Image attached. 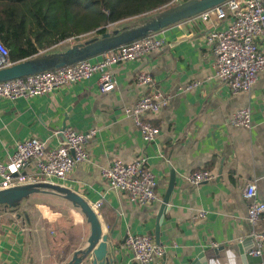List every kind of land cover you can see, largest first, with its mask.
<instances>
[{
    "label": "crops",
    "instance_id": "0c3cea01",
    "mask_svg": "<svg viewBox=\"0 0 264 264\" xmlns=\"http://www.w3.org/2000/svg\"><path fill=\"white\" fill-rule=\"evenodd\" d=\"M223 25L217 22L214 26ZM209 29L210 24L193 17L156 31L163 44L137 60L110 66L115 84L105 93L97 90L98 75L94 73L46 94L0 98L2 161L7 160L16 142L28 137L38 138L44 150H49L61 141L57 133L61 128L93 131L85 145L87 160L54 183L74 191L89 205L100 201L95 214L101 234L107 237L108 264H138L123 244L127 235L134 234L150 235L163 248L155 264H192L199 254L202 261L195 264L259 261L248 254L251 241L242 189L253 181L257 198L264 203V70L248 91L230 93L213 77L214 55L203 44ZM100 57L88 60L94 63ZM140 71L148 73L157 90L169 98L150 117L159 131L148 144L123 113L144 91L135 82ZM195 81L192 89H183ZM238 108L249 109V128L229 124L230 115ZM139 155L146 157L156 183L157 200L147 205L131 203L123 193L108 189L100 175V169L111 161L130 162ZM194 169H207L214 177L191 185L184 177ZM171 173L173 184L155 239V217ZM12 176L35 177L33 161ZM34 195L62 199L52 194L30 196ZM199 211H204L202 217H197ZM75 215L81 232L59 264L67 261L74 249L83 247L89 235L83 215ZM257 227L264 231V214ZM24 244L25 233L18 219L9 221L0 215V264H21ZM261 260L264 264V253Z\"/></svg>",
    "mask_w": 264,
    "mask_h": 264
},
{
    "label": "built area",
    "instance_id": "2783aa9c",
    "mask_svg": "<svg viewBox=\"0 0 264 264\" xmlns=\"http://www.w3.org/2000/svg\"><path fill=\"white\" fill-rule=\"evenodd\" d=\"M179 2L181 0H170L168 5ZM193 17L211 25V29L203 36V44L214 55L213 77L222 81L230 93L248 91L258 73L264 70V0H225L189 18ZM217 22H223L224 25L217 28L214 26ZM162 44L156 32H151L100 53V60L94 63L84 59L53 70L6 80L0 82V98L13 100L46 94L55 88L87 79L94 73L98 75L97 90L105 93L112 90L115 84L109 71L110 66L137 60L157 50ZM8 65V52L0 41V68ZM135 82L144 87V91L132 105L123 109V113L131 119L143 143L148 144L154 141L159 131L150 117L164 107L169 98L157 90L154 79L148 73L138 72ZM196 85V81L191 82L183 89L190 90ZM228 122L249 128V109H236ZM57 133L61 141L49 150H44V143L35 137L16 142L7 160H0V189L24 183H54L64 178L78 163L87 160L85 145L93 131L77 132L71 127H64ZM31 161L34 163L35 177L12 176L13 173L18 175V171ZM100 175L108 189L123 193L131 203L147 205L157 200L155 178L148 169L144 155L130 162L115 159L100 169ZM213 177L214 174L207 169H194L184 178L187 183L198 185ZM242 197L246 201L244 219L249 226L247 236L251 241L248 254L259 258L257 264H263L264 231L258 229L257 225L264 214V203L258 200L253 181L245 183ZM99 205L100 201H97L90 207L95 212ZM203 215L204 211L197 213V217ZM123 244L131 252V259L138 264H155L163 255V248L155 244L147 234L127 235Z\"/></svg>",
    "mask_w": 264,
    "mask_h": 264
},
{
    "label": "water",
    "instance_id": "95a60500",
    "mask_svg": "<svg viewBox=\"0 0 264 264\" xmlns=\"http://www.w3.org/2000/svg\"><path fill=\"white\" fill-rule=\"evenodd\" d=\"M224 1L225 0H185L179 2L157 12L140 24L124 27L120 30L114 29L111 32L106 31L99 37H91L81 43L73 44L62 51L39 54L2 67L0 68V82L53 70L80 60L89 59L104 51L137 40L151 32H156L183 19L195 16ZM172 184L173 175L171 173L167 190L155 217V239L157 238L158 223L161 221V216L165 204L167 203ZM32 194H52L61 197L68 201L73 207L78 208L89 225V235L86 238L85 244L81 248L74 249L70 258L63 264L109 263L106 251L107 237L105 234H101L97 216L90 205L74 191L56 183H24L0 189V205L8 208L15 207ZM197 260L202 261L201 254L197 255L192 264H195Z\"/></svg>",
    "mask_w": 264,
    "mask_h": 264
},
{
    "label": "trees",
    "instance_id": "16d2710c",
    "mask_svg": "<svg viewBox=\"0 0 264 264\" xmlns=\"http://www.w3.org/2000/svg\"><path fill=\"white\" fill-rule=\"evenodd\" d=\"M169 1L0 0V41L6 47L12 64L47 53L67 39L99 37L112 24L146 20L170 7ZM124 27L128 26L123 25L118 30ZM17 206L8 208L0 205L2 210ZM69 246L61 245L56 251L65 253ZM61 260L62 257L57 261Z\"/></svg>",
    "mask_w": 264,
    "mask_h": 264
},
{
    "label": "rangeland",
    "instance_id": "374dc122",
    "mask_svg": "<svg viewBox=\"0 0 264 264\" xmlns=\"http://www.w3.org/2000/svg\"><path fill=\"white\" fill-rule=\"evenodd\" d=\"M143 21L137 19L112 24L107 27V32L119 29L123 25H137ZM85 38L87 39V37ZM85 38L66 41L48 51H62L73 44L83 42L86 40ZM76 212L80 213L78 208H73L60 198L39 195L30 196L14 209L6 208L2 210L0 207V215L6 217L9 221L18 219V223L25 233L21 264H59L57 260L63 258L65 253L57 252V247L73 244L81 232V224L75 217Z\"/></svg>",
    "mask_w": 264,
    "mask_h": 264
}]
</instances>
